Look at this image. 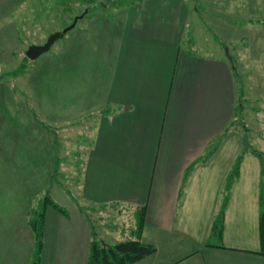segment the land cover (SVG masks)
I'll use <instances>...</instances> for the list:
<instances>
[{
    "label": "crops",
    "instance_id": "obj_1",
    "mask_svg": "<svg viewBox=\"0 0 264 264\" xmlns=\"http://www.w3.org/2000/svg\"><path fill=\"white\" fill-rule=\"evenodd\" d=\"M30 2L21 0L7 9V0H0V37L25 42L22 37L31 32L26 34L24 27L34 25L31 18L36 27L54 26L58 9L59 26H65L85 12L80 18L87 21L83 58L98 60V66L83 75L89 87L102 93L89 112L93 125L83 150V205L95 212L111 208L105 218L115 209L118 214L134 210L137 217L128 221L122 216L113 226L120 230L115 236H109L107 223L101 225L109 236L102 243L139 239L155 247L133 264H264L260 193L256 209L245 200L241 205L242 195L234 193L224 196L226 203L208 204L205 190L193 187L194 173L212 166L220 149L211 145L231 122L234 92L232 64L196 46L192 34L198 27L188 29L191 6L185 0H87L83 12L71 16L65 14L70 3ZM25 8L33 17L21 15ZM4 24L12 31H1ZM185 40L192 47L185 49ZM103 58L108 65L102 81L93 70ZM19 110L15 107L16 114ZM143 207L144 223L137 233ZM220 217L221 231L215 232ZM43 235L40 264L88 263L94 230L77 205L67 214L48 206Z\"/></svg>",
    "mask_w": 264,
    "mask_h": 264
},
{
    "label": "rangeland",
    "instance_id": "obj_2",
    "mask_svg": "<svg viewBox=\"0 0 264 264\" xmlns=\"http://www.w3.org/2000/svg\"><path fill=\"white\" fill-rule=\"evenodd\" d=\"M19 1L7 0V9ZM30 1L49 2L51 6L70 3L65 14L72 16L83 12V1L87 0H25V4ZM185 3L197 8L190 7L188 28L192 31L194 24L198 27L191 32L196 46L211 55L224 56L232 64L234 92L231 122L211 145L220 149L212 166L200 167L194 173L193 187L205 190L208 204L211 200L219 205L221 201L226 203L224 196L234 193L242 195L241 205L246 201L258 209V194L264 195V0H185ZM56 13V24L47 28L36 27L31 18L29 22L34 25L24 27L26 34L31 32L30 36L23 34L25 42L0 37L3 38L0 40V264H29L35 246L30 221L33 211L47 196L62 206L66 214L74 212L76 205L87 212L93 238L98 240L107 241L109 236L119 235L120 230L113 226L122 216L127 220L137 218L134 210L118 214L117 209L110 210L105 218V212L111 208L95 212L94 207L83 205L80 184L83 150L92 137L89 127L93 125L89 112L95 109L91 106L99 102L102 93L96 86L89 87L83 75L85 69L98 66V60L83 58L82 32L87 21L80 19L37 58L26 55L30 45L43 44L51 33L67 26H59L61 11L57 9ZM23 14L26 18L33 17L27 8ZM1 31L12 30L4 24ZM183 47L192 44L185 40ZM103 59H99L100 67L93 70L102 81L107 79L108 65ZM85 89L88 93L83 94ZM83 100L87 107L83 108ZM65 101L71 106H61ZM15 107L22 114H16ZM239 160L240 175L233 178ZM259 206L260 210L264 207L260 202ZM103 224L108 227L109 236L105 234L106 228L100 227Z\"/></svg>",
    "mask_w": 264,
    "mask_h": 264
},
{
    "label": "trees",
    "instance_id": "obj_3",
    "mask_svg": "<svg viewBox=\"0 0 264 264\" xmlns=\"http://www.w3.org/2000/svg\"><path fill=\"white\" fill-rule=\"evenodd\" d=\"M260 155V153H259ZM239 162L233 172V177L239 173ZM260 203L264 206V195L260 194ZM47 205L56 207L59 211L66 214L65 209L47 196L40 205L39 208L33 211V216L30 221V226L35 232V246L34 252L31 256L29 264H40L41 262V250L44 245L43 238V223L45 217V210ZM221 220L215 222V232L221 231ZM144 223V207L138 213L137 220V233L140 232ZM259 238L261 248L259 253L264 255V207L262 208L259 216ZM155 247L152 244L144 243L139 239H125L115 242L114 244H104L102 240L93 238L91 242V249L87 264H133L136 261L152 254L155 251Z\"/></svg>",
    "mask_w": 264,
    "mask_h": 264
},
{
    "label": "water",
    "instance_id": "obj_4",
    "mask_svg": "<svg viewBox=\"0 0 264 264\" xmlns=\"http://www.w3.org/2000/svg\"><path fill=\"white\" fill-rule=\"evenodd\" d=\"M87 11V10H85ZM83 12L80 15H76L73 19V21L68 24L67 26L63 27L61 30H57L53 33H51L47 40L43 43V44H32L30 45L27 50H26V55L27 57H29L30 59H35L37 58L39 55H41L43 52L47 51L50 49V47L52 46V44L60 37H62L64 35L65 32H67L69 29L73 28L78 19L82 18L84 16ZM226 54L227 56L232 60L231 54L229 53L228 48H226Z\"/></svg>",
    "mask_w": 264,
    "mask_h": 264
}]
</instances>
